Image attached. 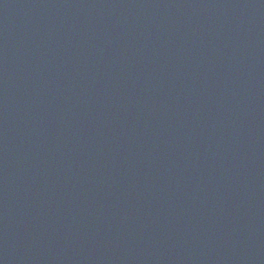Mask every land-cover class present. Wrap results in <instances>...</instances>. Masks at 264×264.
Returning a JSON list of instances; mask_svg holds the SVG:
<instances>
[{
    "label": "water",
    "instance_id": "1",
    "mask_svg": "<svg viewBox=\"0 0 264 264\" xmlns=\"http://www.w3.org/2000/svg\"><path fill=\"white\" fill-rule=\"evenodd\" d=\"M0 264H264V0H0Z\"/></svg>",
    "mask_w": 264,
    "mask_h": 264
}]
</instances>
